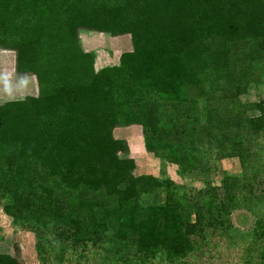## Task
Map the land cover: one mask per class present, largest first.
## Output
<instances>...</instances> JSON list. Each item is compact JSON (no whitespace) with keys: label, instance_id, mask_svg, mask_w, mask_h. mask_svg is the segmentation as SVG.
I'll return each mask as SVG.
<instances>
[{"label":"trees","instance_id":"1","mask_svg":"<svg viewBox=\"0 0 264 264\" xmlns=\"http://www.w3.org/2000/svg\"><path fill=\"white\" fill-rule=\"evenodd\" d=\"M77 28L127 32L132 50L117 65L94 71ZM0 36V45L14 52L15 71L32 72L37 86L35 96L0 104L4 214L36 238L39 223L52 224L60 239L56 253L68 249L64 238L107 239L116 248L128 232L125 247L134 246L137 258L157 248L177 258L193 248L190 235L208 225L225 229L236 191L252 187L223 172L219 201L203 181L209 199L190 203L169 177L135 175L133 159L117 155L127 148L112 130L139 124L145 150L175 164L183 178L208 175L195 151L203 152L206 139L217 157L236 156L243 168L253 157L264 163L252 145L264 130V99L248 104L238 98L261 80L264 0H0ZM207 86L212 94L198 104L189 90L204 95ZM261 191L247 198L256 209H245L254 215L250 237L263 241L264 183ZM255 245L264 264V243ZM251 246L243 264H255ZM48 247L54 244H35L41 264L51 262ZM0 264L20 263L0 253Z\"/></svg>","mask_w":264,"mask_h":264},{"label":"rangeland","instance_id":"2","mask_svg":"<svg viewBox=\"0 0 264 264\" xmlns=\"http://www.w3.org/2000/svg\"><path fill=\"white\" fill-rule=\"evenodd\" d=\"M52 38H54V33ZM77 38L82 51L92 55L94 71L117 65L120 55L132 50L131 36L127 32L109 34L107 31L101 32L77 28ZM44 41L51 42L53 39L45 38ZM41 65L43 68L46 67L43 66L44 64ZM47 69H50V67ZM36 74H39V70ZM259 74L261 75V83L248 87L245 94L238 96L243 103L248 102V104H251L264 99V60L263 64L260 65ZM219 83L221 85L225 84L224 79L221 78ZM208 87H205L204 95L201 89L198 90L196 87L190 88L189 93H193L198 97L197 102L199 104L205 100V96L210 97V94H212ZM36 94L37 86L34 74L32 72L18 73L15 71L14 52L7 46L0 45V104L12 100H21L25 96H35ZM210 105L212 106L214 103L210 102ZM220 110L224 109L220 108ZM243 132L246 133L245 130ZM133 135L135 138L132 137ZM112 136L125 143L127 150L117 152V155L120 158L129 157L133 159L135 175L150 174L154 177L162 178L163 176L158 175L160 171L157 172V168L159 165L165 166V171L170 179L184 187L186 198L190 203L199 202L201 204L203 203V197L206 196L209 199V195L206 192L203 193L206 187L203 181H209L210 187L214 188L215 200L219 201L223 197L221 186L223 172L239 179V183L242 186L247 183L245 184L246 189L252 187V190L248 192L240 188L236 191L237 200L235 204L237 205L229 208L223 218L222 225L225 226V229L208 225L201 234L190 235L188 238L191 240L193 248L187 251L185 255L177 258L167 256L158 248L151 255L137 258L133 252L135 251L134 246L125 247V245H129L130 236L128 232H126L124 238H119L120 241H116V248L118 249L110 247L111 244L106 242L107 239L104 242L98 241L93 244L89 240L74 242L72 239L64 238V242L68 244V249L62 253H56L57 247L55 245L60 239L56 237V231L52 224L46 226L45 220L43 223H39L37 227L39 235L36 238L35 233L28 230V226H24L25 224L17 225L11 217L1 211V208L0 253L16 258L20 264H41L35 250V244L37 242L43 244L49 242L54 244V247H48L47 252H44L47 255V259L51 261L49 264H243L244 249L247 244L251 243L253 245L249 249V255L252 256L251 262L255 264L257 262L262 263L258 257V249L255 243L258 245L263 244L264 240L250 237L254 215L245 208L248 205L250 206L249 208H255V205L247 198L263 194L261 190L264 183V163L257 162L255 157H253L252 160L244 161L243 168L240 159L236 156L217 157L215 145L210 142V145L206 146L205 142H209L206 139L200 146L203 152H201V149L195 151L196 155H199L210 167L208 175L206 177L197 175L192 178H183L178 174L175 164L165 163L146 150H143L142 154H136L135 156L131 154L128 145L129 140H138L140 146L144 147L142 129L139 124L129 123L128 125L115 127L112 130ZM253 144L255 151L260 148L261 151L259 153L264 154V130L257 131V134L252 139ZM258 207H262V205L258 204ZM190 218L192 219L193 216L191 215ZM227 226L234 229L231 228L230 230ZM110 235L112 236L113 234L110 233ZM115 239L118 240L117 238ZM45 264L48 263L46 262Z\"/></svg>","mask_w":264,"mask_h":264},{"label":"crops","instance_id":"3","mask_svg":"<svg viewBox=\"0 0 264 264\" xmlns=\"http://www.w3.org/2000/svg\"><path fill=\"white\" fill-rule=\"evenodd\" d=\"M132 137L135 138L134 136H132ZM132 140H134V141H131L130 143L128 142V145L130 147V151H131V149H133L134 153L142 154L143 150L145 151V148L140 146V144L138 143V140H135V139H132ZM158 171H160V173H158V175L160 174L161 176L169 177V175L165 171V166L163 167V166L159 165V167L157 168V172Z\"/></svg>","mask_w":264,"mask_h":264}]
</instances>
